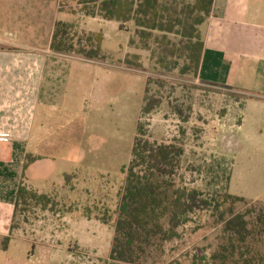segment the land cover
Here are the masks:
<instances>
[{
	"label": "rangeland",
	"instance_id": "374dc122",
	"mask_svg": "<svg viewBox=\"0 0 264 264\" xmlns=\"http://www.w3.org/2000/svg\"><path fill=\"white\" fill-rule=\"evenodd\" d=\"M59 4L60 0H0V48L19 45L17 35L28 23L27 15L33 19L30 25L37 29L43 26L45 36L47 29L52 30ZM47 13L49 20L45 19ZM91 27L107 35L103 43L108 57L105 61L118 63L127 55L131 32L116 35L108 26ZM130 49L125 60L130 57L136 62L133 56L140 55L143 67L130 68L141 74L131 72L128 82L126 73L119 71V82L110 89L115 112L108 121L110 133L104 127H94L95 131L82 138L80 148L60 151L58 164L39 169L38 186L47 192L48 174L65 181L64 173L78 172L65 187L56 186L50 194L58 203L54 212L33 207L17 216L14 235L31 241L29 254L35 255L30 264H112L115 213L140 122L147 124L160 142L183 140L186 155L181 175L191 188L222 187L224 170L232 164L229 192L264 206V110H257L245 91L209 85L199 79V74L183 73L184 62L176 69L173 64L163 69L152 52ZM146 98L159 104L149 116L142 113ZM210 165L215 168L212 175L204 168ZM43 169L47 174L43 175ZM103 219L110 222L105 224ZM194 219L184 229L182 240L153 250L142 264H171L195 244L215 248L219 242L216 232L208 227L198 230L199 225H209V216L202 214Z\"/></svg>",
	"mask_w": 264,
	"mask_h": 264
},
{
	"label": "trees",
	"instance_id": "16d2710c",
	"mask_svg": "<svg viewBox=\"0 0 264 264\" xmlns=\"http://www.w3.org/2000/svg\"><path fill=\"white\" fill-rule=\"evenodd\" d=\"M214 1L60 0L59 12L116 21L121 30H127L133 23L136 31L130 40L131 47L152 52V58L163 69L170 64L176 69L184 62L183 73L199 74L205 47L201 26L212 15ZM103 43L101 32H79L77 23L58 21L51 48L63 55L105 61L108 57L103 52ZM133 57L136 62L128 57L125 64L129 68H142L141 56ZM158 108L159 104L146 98L142 113L149 116ZM185 155L182 139L160 142L151 135L147 124L139 123L115 213L111 263L142 264L153 250L182 240L184 229L194 218L207 214L209 225H199L198 230L208 227L215 231L217 246L195 244L171 264H264V206L258 207L253 200L229 192L232 164L224 170L222 187L191 188L181 175ZM33 160L29 159L28 164ZM204 168L210 175L215 171L213 165ZM72 178L73 175H67L66 183ZM56 206L58 203L50 195L23 181L16 194L11 236L17 229L20 212L26 214L33 207L54 212ZM103 222L110 221L103 219Z\"/></svg>",
	"mask_w": 264,
	"mask_h": 264
},
{
	"label": "crops",
	"instance_id": "0c3cea01",
	"mask_svg": "<svg viewBox=\"0 0 264 264\" xmlns=\"http://www.w3.org/2000/svg\"><path fill=\"white\" fill-rule=\"evenodd\" d=\"M27 16L29 24L33 19ZM45 19L49 20L48 13ZM58 21L77 23L78 30L85 32L99 33L94 25L108 26L116 35L131 32L127 55L136 31L133 23L121 30L116 21L58 10L45 36L43 26L25 24L16 48H0V264H30L35 255L29 254L30 240L11 236L21 183L47 195L56 186L65 187L66 180L48 174V192L39 188V169L58 164L60 151L80 148L82 138L94 127L110 133L108 121L115 115L111 90L119 82V71L126 73L127 82L131 72L141 74L125 64L127 55L115 63L54 52L51 45ZM201 34L205 47L199 79L245 91L254 107L264 110V0H215ZM114 134L119 139V132ZM29 159L35 160L28 164Z\"/></svg>",
	"mask_w": 264,
	"mask_h": 264
}]
</instances>
